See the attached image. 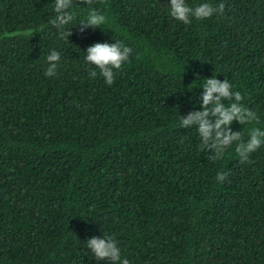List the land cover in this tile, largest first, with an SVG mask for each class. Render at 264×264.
Wrapping results in <instances>:
<instances>
[{
    "label": "trees",
    "instance_id": "1",
    "mask_svg": "<svg viewBox=\"0 0 264 264\" xmlns=\"http://www.w3.org/2000/svg\"><path fill=\"white\" fill-rule=\"evenodd\" d=\"M169 2L75 0L66 38L54 0H0V264H110L87 247L102 235L129 264H264V145L210 159L179 127L216 76L259 118L232 130H264V0H186L225 5L189 25ZM90 7L107 21L80 33ZM117 40L132 53L109 86L85 56Z\"/></svg>",
    "mask_w": 264,
    "mask_h": 264
},
{
    "label": "clouds",
    "instance_id": "2",
    "mask_svg": "<svg viewBox=\"0 0 264 264\" xmlns=\"http://www.w3.org/2000/svg\"><path fill=\"white\" fill-rule=\"evenodd\" d=\"M87 5H92L94 0H82ZM75 0H54L53 11L55 18L49 23L60 30L62 37L68 38L72 33L64 30V26L72 23L75 14L72 11ZM225 5L219 4L213 7L210 3H199L189 6L186 0H170L169 15L185 25L192 23L193 19L203 20L210 18L214 13L222 14ZM107 21V17L99 9L90 7L86 20L78 23L80 33L85 28H101ZM77 25V24H76ZM17 35H28L26 32ZM33 34L30 35V37ZM29 37V38H30ZM68 40V39H67ZM132 49L123 41L94 43L87 47L86 62L99 69V74L105 82L111 86L115 80V71H118L129 60ZM48 67L45 76H55L60 62V53L51 50L47 56ZM91 78L97 76V72H89ZM203 91L200 95L199 110H190L186 117H181L179 127L181 129H191L195 126L198 135L201 137V151L214 153L210 159L222 158L225 150L235 144V152L244 163L249 160V155L257 151L264 145V130L252 127L245 140L241 131H233L230 127L233 122L240 125L258 123L259 118L253 110L248 108L242 101L243 96L240 91H234L233 85L226 79L222 81L216 76L205 78L201 85ZM230 175L227 171H219L216 174L218 182H224ZM87 241V247L93 254L96 261L107 260L110 264H129L126 258L122 257L121 249L116 239L109 235L93 236Z\"/></svg>",
    "mask_w": 264,
    "mask_h": 264
}]
</instances>
